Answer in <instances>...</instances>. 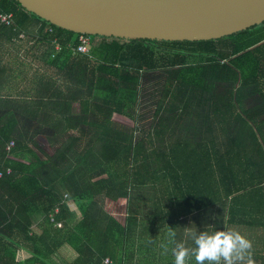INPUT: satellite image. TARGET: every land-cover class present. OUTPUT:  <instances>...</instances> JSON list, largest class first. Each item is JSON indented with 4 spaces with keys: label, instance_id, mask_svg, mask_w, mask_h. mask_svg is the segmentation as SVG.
<instances>
[{
    "label": "trees",
    "instance_id": "1",
    "mask_svg": "<svg viewBox=\"0 0 264 264\" xmlns=\"http://www.w3.org/2000/svg\"><path fill=\"white\" fill-rule=\"evenodd\" d=\"M0 11L12 14L17 27L0 24V46L23 44L25 53L33 49L32 57L54 69L34 78L37 102L27 93L0 94V264H105L108 257L113 264H133L136 240V256L158 241L169 249L160 264H174L168 227L189 248L194 242L185 228L211 233L236 227L253 242L255 264H264V23L198 42L91 36L89 52L78 54L76 34L26 12L15 0H0ZM5 72L13 69L0 67V93ZM157 72L167 75L160 93L173 101L167 111L174 117L207 102L211 112L228 117L218 125L235 136L223 150L202 155L185 133L173 142L181 118H157L161 106L152 130L157 146L152 131L144 144L143 137L135 140L119 129L128 124L125 119L137 121L143 77ZM218 86L229 90L215 101ZM249 96L255 105L246 109ZM72 103H79L78 114L71 112ZM15 113L55 127L41 149L44 158L29 146ZM71 132L51 150L55 136ZM85 137L87 145L78 152L74 147ZM108 199L125 206L123 221L102 209ZM52 215L63 228L54 226ZM68 252L74 253L70 259ZM188 264H196L194 258Z\"/></svg>",
    "mask_w": 264,
    "mask_h": 264
},
{
    "label": "water",
    "instance_id": "2",
    "mask_svg": "<svg viewBox=\"0 0 264 264\" xmlns=\"http://www.w3.org/2000/svg\"><path fill=\"white\" fill-rule=\"evenodd\" d=\"M76 35L123 40H219L264 23V0H15Z\"/></svg>",
    "mask_w": 264,
    "mask_h": 264
},
{
    "label": "rangeland",
    "instance_id": "3",
    "mask_svg": "<svg viewBox=\"0 0 264 264\" xmlns=\"http://www.w3.org/2000/svg\"><path fill=\"white\" fill-rule=\"evenodd\" d=\"M97 41V39H96ZM18 45V42L15 43ZM32 43H29V45ZM14 44L6 45L5 43L0 46V67L5 68H11L13 69V72L8 73L5 72L4 77L2 80H4V83L2 85L3 89L2 93H0L2 96H11V97H23L24 93L29 94L28 96L34 95L33 92L36 90V83H35V77L41 76L44 74L46 75H53L54 69L50 68L49 66H46L42 61L39 59H36L33 56V49H29L27 53H25V45L22 44V46H17ZM35 52H37L35 50ZM32 55V56H31ZM53 72V73H52ZM37 73V75H35ZM44 78V77H43ZM54 78V77H53ZM167 78V75L164 73H152L149 75H146L143 77L141 89L139 92V99H138V107H137V121L131 122L129 120L125 119V122L128 123L127 125L122 126L121 130L127 132L128 134H134V139L139 140L143 139L146 142H148L149 138L147 136L148 132L154 130V128L157 126L156 119L161 118L165 114L167 117L166 119H169L168 114H170L167 111V103H163V109L159 113L160 116L153 119L152 117L153 112L155 110L156 104L158 102V92H160L161 84L165 81L164 79ZM56 85H58L56 83ZM59 86V85H58ZM42 88V87H41ZM43 89V88H42ZM229 88L224 86H218L215 89L214 92V99L215 101H218L220 98L225 97L228 93ZM51 93H45L43 100L48 102V99L50 98L49 95ZM35 96V95H34ZM32 97V101L33 98ZM208 97V96H207ZM249 98V99H248ZM17 98H15L16 100ZM36 102L39 101L38 97L35 96L34 99ZM33 101V102H35ZM209 103H206L205 107H202V109H199L197 107L193 108L191 110V114L188 116H176L174 117L177 119L178 117L181 118L180 120V126L181 128L179 131H175L176 134L173 135L171 138L172 141H176L179 137H182V135L185 133L189 136V139L191 141V144H193V147L197 151L200 152L202 155H209V158L213 157L215 148L224 149V142L229 137L235 136L233 131L227 130L224 132V127L221 130L222 126H225L227 128V125H218L220 122L223 121V119H226L229 121L228 117L222 116L221 114H215L214 112H211L212 109L209 107ZM254 96L247 97V100H244L243 107L246 109H250L254 107ZM73 109H78V103L73 105ZM3 112H0L2 114ZM16 114V118L21 123L23 130L25 131V135L29 138V146L37 153V155L40 158L43 157V153L41 152V149L47 146L48 136H54V126L47 125L45 127H41V124L35 122V121H26L24 118ZM37 121L40 122L38 119ZM168 124H173V122H167ZM50 126V127H49ZM135 126V128H133ZM185 129V130H184ZM183 133V134H181ZM75 133L71 132L65 135L64 137H58L55 136L53 138L52 146H49L52 151H56L62 144V141L67 139L66 137H70ZM88 137V136H87ZM83 138V141L80 144H76L74 149H78V152L83 147L87 145L88 138ZM151 138L155 142V146L158 145V142H156V138L153 135V131L151 132ZM168 137L166 135V141ZM171 141V142H172ZM35 143V144H34ZM97 146V145H96ZM147 146V145H146ZM98 147V146H97ZM148 149L151 147L147 146ZM77 151V150H76ZM72 157V155H71ZM74 158V157H72ZM149 196L152 197L153 192H148ZM158 196V194H157ZM160 197V195L158 196ZM109 200V199H108ZM105 200L104 205H102V209L105 210L106 213L111 212L112 215L116 216L118 219L122 220L125 217V210L123 208L125 206H121V204L109 200ZM147 200L146 197H143L142 201ZM142 206V205H141ZM76 221H78L76 219ZM139 240L135 241V247H134V253H135V260L133 261V264H149L150 261L152 263L150 264H160L159 256L162 257V255H167L164 253V250L161 248V245L158 241H156V245L153 246L152 250L151 247L148 248L146 251V254L136 256V254L139 253ZM151 246V245H150ZM72 253H68V256ZM152 254H156L157 257L152 258ZM254 255V253H253ZM148 256V258H146ZM258 261L255 260V263ZM132 264V262H130ZM174 263V259H173Z\"/></svg>",
    "mask_w": 264,
    "mask_h": 264
},
{
    "label": "clouds",
    "instance_id": "4",
    "mask_svg": "<svg viewBox=\"0 0 264 264\" xmlns=\"http://www.w3.org/2000/svg\"><path fill=\"white\" fill-rule=\"evenodd\" d=\"M168 229V244L174 245L171 249L174 264H188L191 258L196 264H255L253 242L236 227L211 233L185 228V235L194 242L191 248L177 242L176 231ZM161 248L164 253L169 251L167 244H161Z\"/></svg>",
    "mask_w": 264,
    "mask_h": 264
},
{
    "label": "built area",
    "instance_id": "5",
    "mask_svg": "<svg viewBox=\"0 0 264 264\" xmlns=\"http://www.w3.org/2000/svg\"><path fill=\"white\" fill-rule=\"evenodd\" d=\"M0 24L8 27H16L14 16L12 14H5L0 11ZM17 29V27H16ZM49 32H52V30H49ZM25 38L24 33H21L19 35V40H23ZM77 45L74 47L73 51L78 54H86L89 52L90 46L93 45V40H91V36L78 34L77 35ZM18 41V40H17ZM54 44V50L59 51L60 46L57 43L56 39L53 40ZM14 144L12 142L9 143L8 149L13 147ZM10 173L9 169L6 171V175ZM2 178V173L0 172V179ZM59 211L56 210L55 214H58ZM51 222L54 224L55 227L63 228V224L61 222H57L55 219V215L50 216ZM105 264H113L112 260L108 257L105 259Z\"/></svg>",
    "mask_w": 264,
    "mask_h": 264
},
{
    "label": "flooded vegetation",
    "instance_id": "6",
    "mask_svg": "<svg viewBox=\"0 0 264 264\" xmlns=\"http://www.w3.org/2000/svg\"><path fill=\"white\" fill-rule=\"evenodd\" d=\"M165 81L161 84V87L164 85V86H166V80H167V78L166 79H164ZM208 96V97H207ZM215 96V95H214ZM158 102H157V104H156V107H155V110L154 111H156V109H157V107H160L161 106V108H163L164 106H163V103H167V106H168V108H170V106H171V104H172V100H169V98H166L165 100H163V94L162 93H160V92H158ZM205 97L206 98H211V95L210 94H206L205 95ZM210 105V104H209ZM167 108V109H168ZM172 112L173 111H170L169 113L170 114H168V116L169 117H174V115H172ZM160 116V114L157 116V117H159ZM152 117H154L153 119H155L156 118V115H155V112H153V115H152ZM162 117H167V115L165 114L164 116H162ZM157 120V119H156Z\"/></svg>",
    "mask_w": 264,
    "mask_h": 264
},
{
    "label": "crops",
    "instance_id": "7",
    "mask_svg": "<svg viewBox=\"0 0 264 264\" xmlns=\"http://www.w3.org/2000/svg\"><path fill=\"white\" fill-rule=\"evenodd\" d=\"M39 88L38 87H36V90H38ZM49 100H51L50 98L48 99V103H49ZM44 101V100H43ZM44 102H46V101H44ZM74 104H76V103H72V105H71V112L73 113V114H78V112H79V103H78V109L77 110H74L73 109V105ZM41 114H42V112H41ZM43 115V114H42ZM45 148V147H44ZM69 207H70V209H71V211H73V212H76V210H75V207H74V205H72V203H69ZM74 222V221H73ZM72 222V224H76V222L75 223H73ZM68 253H72V252H68ZM67 253V254H68ZM73 255H74V253H72L71 255H69L68 256V258L70 259V258H72L73 257Z\"/></svg>",
    "mask_w": 264,
    "mask_h": 264
}]
</instances>
